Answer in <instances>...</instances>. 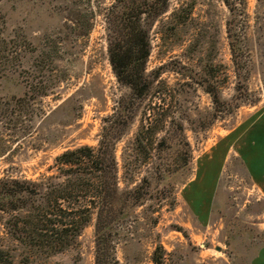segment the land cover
I'll return each instance as SVG.
<instances>
[{"label": "rangeland", "instance_id": "rangeland-1", "mask_svg": "<svg viewBox=\"0 0 264 264\" xmlns=\"http://www.w3.org/2000/svg\"><path fill=\"white\" fill-rule=\"evenodd\" d=\"M113 1L0 0V35L25 43L16 68L32 74L36 52L51 55L36 90L17 75L1 80L3 100L24 97L29 109L2 130L0 177L50 174L65 149L97 146L104 119L116 114L119 186L139 184L142 202L116 233L121 264H154L157 245L164 264H264V192L252 172L264 178V0H245L234 21L239 68L222 0H198L191 14H172L182 0H170L150 31L151 85L142 94L120 83L108 60L104 13ZM8 240L0 221V242ZM93 261L94 218L46 264Z\"/></svg>", "mask_w": 264, "mask_h": 264}, {"label": "trees", "instance_id": "trees-1", "mask_svg": "<svg viewBox=\"0 0 264 264\" xmlns=\"http://www.w3.org/2000/svg\"><path fill=\"white\" fill-rule=\"evenodd\" d=\"M67 2L68 0H64ZM170 0H114L105 10L104 21L108 43V60L117 80L138 94L151 85L146 63L150 54V31L164 14ZM198 0H182L172 14H191ZM233 17L229 20L228 36L232 55L239 68V40L242 34L234 28V21L245 13V0H222ZM69 10L68 20L78 23L79 14ZM84 35V32L77 33ZM6 36V35H5ZM25 44V43H22ZM0 35V83L11 76L22 78L34 90L41 86L43 64L51 55L38 50L33 57L32 74L17 69L18 51L23 45ZM36 51V50H35ZM237 59V60H236ZM51 63V61H50ZM52 64V63H51ZM22 67V64L19 65ZM28 72V73H27ZM26 75H25V74ZM218 95L211 88L205 89ZM44 92H36L41 95ZM23 95H28L23 92ZM33 97V96H31ZM34 99V98H33ZM4 101L0 96V140L2 130L9 129L23 117L28 104ZM115 117V118H114ZM116 114L104 119L97 146L80 145L62 151L48 167L50 174L37 178L24 176L0 177V212L7 215L1 223L8 242H0V264L21 261H46L55 254L74 246L82 229L94 218L93 264H121L117 258L116 239L121 220L134 216L140 205L139 184L119 186L115 144L119 137ZM12 125V126H11ZM148 126L145 127V131ZM144 139V127L137 140ZM2 147L3 144H2ZM189 148L185 162H189ZM117 233V234H116ZM154 264H164L165 252L157 245L151 256Z\"/></svg>", "mask_w": 264, "mask_h": 264}, {"label": "crops", "instance_id": "crops-1", "mask_svg": "<svg viewBox=\"0 0 264 264\" xmlns=\"http://www.w3.org/2000/svg\"><path fill=\"white\" fill-rule=\"evenodd\" d=\"M246 164H247V166L249 168H252L249 162H247ZM252 172L257 176L256 177V181H257L258 184L261 185L262 192H264V178L263 177L259 178L258 175H257V172H255V171H252ZM263 251H264V248H262V252ZM263 257H264V252H263Z\"/></svg>", "mask_w": 264, "mask_h": 264}]
</instances>
